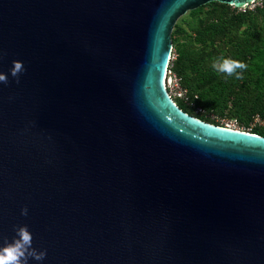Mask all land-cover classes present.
<instances>
[{"label": "water", "instance_id": "95a60500", "mask_svg": "<svg viewBox=\"0 0 264 264\" xmlns=\"http://www.w3.org/2000/svg\"><path fill=\"white\" fill-rule=\"evenodd\" d=\"M255 1L0 0V247L27 225L28 264H264V137L167 88L181 16Z\"/></svg>", "mask_w": 264, "mask_h": 264}, {"label": "trees", "instance_id": "16d2710c", "mask_svg": "<svg viewBox=\"0 0 264 264\" xmlns=\"http://www.w3.org/2000/svg\"><path fill=\"white\" fill-rule=\"evenodd\" d=\"M214 8L209 15L201 22L200 28L197 31V38L199 43L207 47L206 51L201 53L196 58L185 55L184 58L192 63L191 73L179 70V67L174 62V71L182 78L184 87L188 89L190 95H198V105L205 108L207 111L212 112L213 107L208 101L203 99V92L199 91L205 87L208 92L214 95L216 99L223 102L231 100L235 109L242 114L250 115L260 113L264 117V96L258 92L257 89L251 87L236 77L228 76L224 73H219L212 68L214 59L220 58L223 54L225 58H231L242 61L244 63L245 57L249 54L258 39L264 37V29L257 31L253 29L249 38V45L237 48L236 55L230 56V53L224 54L220 45L225 42V39L231 37L236 38V44L240 41L239 35L242 26L247 22V16L250 11L238 12L237 8L219 2H213ZM234 10V14L231 12ZM260 9V8H259ZM257 9V10H259ZM231 50V47H228ZM179 106L190 113L206 122L222 126L219 122L213 121L202 115H196L193 110L189 109L183 102L178 101ZM260 135L258 133H254Z\"/></svg>", "mask_w": 264, "mask_h": 264}, {"label": "rangeland", "instance_id": "374dc122", "mask_svg": "<svg viewBox=\"0 0 264 264\" xmlns=\"http://www.w3.org/2000/svg\"><path fill=\"white\" fill-rule=\"evenodd\" d=\"M213 2L206 4L198 9L192 10L181 16L172 31V43L175 53V63L179 67V70L191 73V65L184 56L190 55V57L196 58L201 53L205 52L207 47L199 43L197 38V31L200 28L201 22L209 15L213 10ZM232 8H235L232 6ZM260 8V9H259ZM238 12L250 11L251 13L247 16V22L242 26L239 35V43L236 44L237 39L228 37L225 42L220 45V49H223L224 54L230 53L231 57L236 55V50L241 46L249 45V38L253 29L260 31L264 29V0H257L254 3L243 7L237 8ZM259 9V10H257ZM234 10L231 9V12ZM232 12V13H233ZM234 14V13H233ZM255 47L252 48L251 52L246 55L244 63L247 64V69L242 72L243 78L241 81L248 84L251 89H257L260 94L264 96V37L258 39L255 43ZM228 47H231L229 50ZM223 54L220 55V58ZM219 59V58H217ZM169 80L167 78V85ZM205 87L199 91L203 92V99L208 101L213 109V114L216 115V122H219L222 126H229L241 131L250 133H258L264 137V117L260 113H254L250 115L242 114L237 111L233 106L231 100L223 102L211 95Z\"/></svg>", "mask_w": 264, "mask_h": 264}, {"label": "clouds", "instance_id": "9594fccd", "mask_svg": "<svg viewBox=\"0 0 264 264\" xmlns=\"http://www.w3.org/2000/svg\"><path fill=\"white\" fill-rule=\"evenodd\" d=\"M247 64L242 61L231 58L214 59L212 68L219 73L228 76H235L236 79H242V72L247 69ZM25 71L23 62L13 61V67L10 69V75L19 83V77ZM8 75L0 73V83L8 84ZM21 215L27 216L28 209L21 210ZM33 236L27 225L16 229V238L11 242L4 241V246L0 247V264H28L29 258L36 261H43L46 256V250L37 251L32 247Z\"/></svg>", "mask_w": 264, "mask_h": 264}, {"label": "built area", "instance_id": "2783aa9c", "mask_svg": "<svg viewBox=\"0 0 264 264\" xmlns=\"http://www.w3.org/2000/svg\"><path fill=\"white\" fill-rule=\"evenodd\" d=\"M175 53L172 48L169 65L167 67V78L169 80V84L167 88L171 97L178 103V101L183 102L189 109L193 110L196 115H202L206 118H209L213 121L217 118L215 114L210 111H207L202 106L198 105V95H190V92L186 87H184L182 78L174 71V61ZM235 129V128H234Z\"/></svg>", "mask_w": 264, "mask_h": 264}, {"label": "bare ground", "instance_id": "6f19581e", "mask_svg": "<svg viewBox=\"0 0 264 264\" xmlns=\"http://www.w3.org/2000/svg\"><path fill=\"white\" fill-rule=\"evenodd\" d=\"M225 128H229V129H233V130H238V129H234V128H232V127H229V126H225ZM239 131H241V130H239ZM246 132V131H245ZM250 133V132H249ZM252 134H254V133H252Z\"/></svg>", "mask_w": 264, "mask_h": 264}]
</instances>
